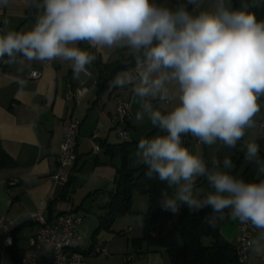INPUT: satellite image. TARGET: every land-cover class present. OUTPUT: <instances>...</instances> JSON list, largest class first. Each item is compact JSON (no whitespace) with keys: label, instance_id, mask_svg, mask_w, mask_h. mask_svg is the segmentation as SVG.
I'll list each match as a JSON object with an SVG mask.
<instances>
[{"label":"clouds","instance_id":"obj_1","mask_svg":"<svg viewBox=\"0 0 264 264\" xmlns=\"http://www.w3.org/2000/svg\"><path fill=\"white\" fill-rule=\"evenodd\" d=\"M10 0H0L7 7ZM30 0L37 9L34 25L26 31L0 29V62L28 60L70 61L74 74L86 73L96 57L79 47H121L134 56V68L118 74L113 87H129L139 103L135 119L145 117L159 135L140 139L137 156L145 175L166 182L161 209L173 215L210 208L209 226L228 215L250 224L259 236L249 242L264 254V179L245 181L231 174L232 160L203 158L184 146L191 135L211 146L221 142L236 148L247 129L254 128L264 96V19L253 9L264 0ZM191 6V10H190ZM7 26L8 20L3 21ZM7 57V59H5ZM23 83V82H21ZM177 101L170 110L154 107ZM245 159L264 176L259 145L251 140L241 149ZM222 164V167H221ZM205 177L213 189L195 194L197 179Z\"/></svg>","mask_w":264,"mask_h":264},{"label":"crops","instance_id":"obj_2","mask_svg":"<svg viewBox=\"0 0 264 264\" xmlns=\"http://www.w3.org/2000/svg\"><path fill=\"white\" fill-rule=\"evenodd\" d=\"M156 2L174 5L176 0ZM208 6V0H205L204 7ZM37 14L30 0H10L7 7H0V29L29 30ZM5 19L8 20L7 26L3 23ZM78 46L96 57L87 66V72L79 75L74 74L70 61L42 68L36 60L30 61L23 56H18L15 63L0 67V143L3 151L0 156V217H12L19 221L11 247H3L4 235L0 233V264H19L18 254L27 248L29 240L37 231V224L28 216L33 211H43L49 221L71 211L82 213L83 220L78 228L82 236L80 250L87 253L95 247H102L107 252V255H87V264H169L163 249L137 243L142 237V227L135 218L133 221L119 218L122 226H115L117 220L108 230L94 234L100 217L107 212L106 205L115 189L117 169L121 166L120 158L108 155L106 147L125 144L127 166L135 170L143 165L137 156L140 139L163 133L153 127L146 117L143 121L135 119L139 103L134 102L130 90L113 87L102 93L97 91V62L106 65L119 58L126 62L131 59L130 50L121 47L92 48L86 42ZM34 70L40 72L38 79L30 77ZM125 71L128 70L118 74ZM117 95L132 98L127 142L120 139L112 127ZM176 102L163 106L154 102V107L170 110ZM71 117L80 120L77 161L71 173L73 179L69 192L63 198L65 186H55L50 176L57 168L63 127ZM262 119L264 96L260 112L254 117L256 126L246 130L241 149L251 140L264 142V132L259 126ZM196 141V138L192 139L185 147L200 155L206 165L220 154L223 159L227 156L234 165L230 171L236 176L249 163L241 149L236 154L219 141L211 146L198 145ZM95 146L99 147L98 151H95ZM260 150L264 151V147ZM93 153L96 154L95 159L90 160ZM201 178L197 179L195 194H203L208 190L206 184L200 183ZM218 224L221 236L234 245L240 222L225 215L223 220H218ZM258 236L259 230L256 229L251 240ZM251 253L253 258L247 264H264V260L259 258L262 254L252 249ZM131 254L136 256L127 260Z\"/></svg>","mask_w":264,"mask_h":264},{"label":"trees","instance_id":"obj_3","mask_svg":"<svg viewBox=\"0 0 264 264\" xmlns=\"http://www.w3.org/2000/svg\"><path fill=\"white\" fill-rule=\"evenodd\" d=\"M240 3L241 0H232L234 8H238ZM253 11H255L258 20L264 19V7L253 9ZM127 61L129 62L127 63ZM4 65L5 63L0 62V67ZM134 65L133 55L126 62L121 58L106 65L97 62L99 78L96 86L98 93L112 89V82L117 74L123 70L132 69ZM261 102L262 97L258 99V103L261 104ZM242 143L243 140L237 144L236 148L231 149L239 154ZM256 143L259 145V157L264 160V151L260 150L264 147V142L257 140ZM106 153L111 157L118 156L121 160V166L117 169L115 189L110 194L106 205L107 212L100 217L99 225L94 234L100 230H108L118 218L133 213L140 217L142 223V237L137 243H145L150 248L163 249L168 256L169 264H239L234 246L219 233L218 220L214 222V226H209L206 217L213 215L210 208L191 212L187 207H183L177 215L163 211L161 209V194L167 191L171 195L173 189H169L166 182H161L155 175L149 179L145 175L147 167L144 164L138 169H129L125 144L119 147L107 146ZM1 155H3V151L0 143ZM216 160L222 162V155H218ZM207 167L211 169L213 167L212 162ZM231 174L234 175V173ZM236 177L252 182H259L260 179H264V176L257 175L254 163H248L245 170L237 174ZM72 179L73 175L71 174L68 184L64 187L63 198L69 192ZM200 183L208 186V190L203 194L213 190L205 177L201 178ZM134 193L147 195L149 207L146 213L132 211ZM204 237L212 239L210 246H203L202 239ZM22 254L23 252L18 254L19 264Z\"/></svg>","mask_w":264,"mask_h":264},{"label":"built area","instance_id":"obj_4","mask_svg":"<svg viewBox=\"0 0 264 264\" xmlns=\"http://www.w3.org/2000/svg\"><path fill=\"white\" fill-rule=\"evenodd\" d=\"M36 61L42 68L54 67L61 62L59 59ZM30 77L38 79L40 72L34 70L31 72ZM123 89L130 90L129 87ZM131 104L132 98H123L121 95L115 97L112 127L116 135L125 142L128 141ZM259 126L261 132H264V119L261 120ZM79 128L80 120L75 117H71L63 127V138L57 154V168L50 176L55 186L64 187L69 182L71 172L77 161ZM192 139H195V137L183 136L184 146L188 145ZM196 142L198 145H202L198 140ZM98 150L99 147L95 146V151ZM14 183L15 181L12 182V184ZM28 216L37 224V231L23 251L20 264H87V255H107L106 249L102 247H95L87 253L80 250L82 236L78 228L82 223L83 214L78 211L58 215L50 221L45 218L43 211L29 212ZM18 226L19 221L16 218L0 217V233L4 235L3 247L8 248L13 245V234ZM255 232L256 229L253 226L240 222L233 245L239 264H247L253 258L249 242ZM135 256V254H131L127 257V260H131ZM259 258L264 260V254L260 255Z\"/></svg>","mask_w":264,"mask_h":264},{"label":"rangeland","instance_id":"obj_5","mask_svg":"<svg viewBox=\"0 0 264 264\" xmlns=\"http://www.w3.org/2000/svg\"><path fill=\"white\" fill-rule=\"evenodd\" d=\"M148 207H149V199H148L147 195H142V194H139V193H134L133 194V196H132V211L133 212H135V213H146L147 210H148ZM130 216H132V217H130ZM120 218H122V220H132V221L135 218L137 221H139L140 226L142 227V223H141L140 217L135 215V214H133V213L126 214V215H124L123 217H120ZM117 220H116L117 222H116L115 226H118V227L122 226L119 223V218ZM124 222L125 221H123V223ZM211 242H212V239L209 238V237H204L202 239L203 246H210Z\"/></svg>","mask_w":264,"mask_h":264},{"label":"water","instance_id":"obj_6","mask_svg":"<svg viewBox=\"0 0 264 264\" xmlns=\"http://www.w3.org/2000/svg\"><path fill=\"white\" fill-rule=\"evenodd\" d=\"M95 155H96V154H95V153H93V154L90 156V158H89V159H90V160H94V159H95Z\"/></svg>","mask_w":264,"mask_h":264}]
</instances>
